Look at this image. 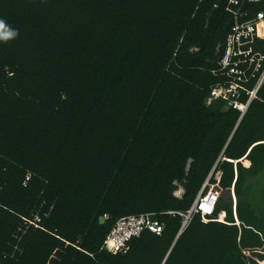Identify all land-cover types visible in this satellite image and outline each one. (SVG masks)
Returning <instances> with one entry per match:
<instances>
[{
  "label": "trees",
  "instance_id": "obj_1",
  "mask_svg": "<svg viewBox=\"0 0 264 264\" xmlns=\"http://www.w3.org/2000/svg\"><path fill=\"white\" fill-rule=\"evenodd\" d=\"M227 1L0 0V264H264V90L207 104ZM147 213L160 235L101 249Z\"/></svg>",
  "mask_w": 264,
  "mask_h": 264
},
{
  "label": "built area",
  "instance_id": "obj_2",
  "mask_svg": "<svg viewBox=\"0 0 264 264\" xmlns=\"http://www.w3.org/2000/svg\"><path fill=\"white\" fill-rule=\"evenodd\" d=\"M259 2H264V0L227 1L225 10L232 16L233 25L225 38L222 54L217 63L218 69L211 71L214 77H221L224 80L210 87L208 105L212 101L221 100L243 115L250 103L257 99L258 92L264 90V52L258 49V43L264 42V13L258 12L249 17L244 11L246 4ZM252 81H255L254 85L249 89L247 85ZM242 94L247 97L245 102L240 101ZM216 181L218 183V178ZM206 184L208 185V181ZM210 187L211 190L208 193L199 194L192 208L186 213H167L172 216L177 214L183 218L182 230L189 225L196 213L200 214L204 223L209 222L222 193L218 184L210 185ZM230 192L235 201L233 189ZM175 194L176 192L173 195ZM222 214L225 220V213L222 212ZM219 217L220 215L218 222H220ZM145 230L160 235L163 225L154 219V214L147 213L121 218L106 237L101 249L114 255L125 254L128 250V241L138 238Z\"/></svg>",
  "mask_w": 264,
  "mask_h": 264
},
{
  "label": "rangeland",
  "instance_id": "obj_3",
  "mask_svg": "<svg viewBox=\"0 0 264 264\" xmlns=\"http://www.w3.org/2000/svg\"><path fill=\"white\" fill-rule=\"evenodd\" d=\"M219 177V173H215V175H214V177H213V179H217ZM28 178V177H27ZM174 185L176 186V188H177V191H176V194H175V196L177 197V198H181L182 197V195H183V190H182V188L180 187V185L179 184H177V183H174ZM205 187H207L206 188V192H205V194L206 193H208L210 190H211V187H210V185L211 184H209L208 183V185L205 183ZM226 193L227 192H223V194L222 195H226ZM229 194H230V196L232 197V195H231V193L229 192ZM34 221H38V219L37 218H35L34 219ZM259 264V263H258Z\"/></svg>",
  "mask_w": 264,
  "mask_h": 264
},
{
  "label": "snow or ice",
  "instance_id": "obj_4",
  "mask_svg": "<svg viewBox=\"0 0 264 264\" xmlns=\"http://www.w3.org/2000/svg\"><path fill=\"white\" fill-rule=\"evenodd\" d=\"M3 27H4L3 23L0 22V29H2ZM9 35H11V34H9ZM5 38H7V37H5Z\"/></svg>",
  "mask_w": 264,
  "mask_h": 264
},
{
  "label": "water",
  "instance_id": "obj_5",
  "mask_svg": "<svg viewBox=\"0 0 264 264\" xmlns=\"http://www.w3.org/2000/svg\"><path fill=\"white\" fill-rule=\"evenodd\" d=\"M100 223H104V218H101L100 219Z\"/></svg>",
  "mask_w": 264,
  "mask_h": 264
},
{
  "label": "bare ground",
  "instance_id": "obj_6",
  "mask_svg": "<svg viewBox=\"0 0 264 264\" xmlns=\"http://www.w3.org/2000/svg\"><path fill=\"white\" fill-rule=\"evenodd\" d=\"M212 193H213V192H212ZM212 193H211V194H212ZM208 204H209V203H208Z\"/></svg>",
  "mask_w": 264,
  "mask_h": 264
}]
</instances>
